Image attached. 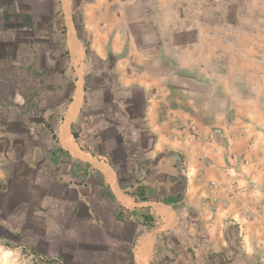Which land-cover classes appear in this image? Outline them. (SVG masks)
<instances>
[{"label":"rangeland","instance_id":"obj_1","mask_svg":"<svg viewBox=\"0 0 264 264\" xmlns=\"http://www.w3.org/2000/svg\"><path fill=\"white\" fill-rule=\"evenodd\" d=\"M64 1L0 0V137L7 139L3 144L8 160L28 159L26 171L18 176L15 164L8 165L7 190L23 188L29 196L35 191L39 196L33 209L29 203L20 213L11 208L0 212L1 264H131L132 247L121 249L115 237H130L132 232L122 233L108 223L96 196L81 199L77 191L39 177L34 169L40 166L34 156L47 158L56 148L46 127L49 111L65 107L71 94L80 101L79 87L75 94L79 82L70 70V80L62 74L68 63L65 35L55 36L50 25L55 18L60 26ZM92 1L73 0L77 18ZM96 4L101 8L88 18L105 24L96 43L119 29L116 41L130 59L128 69L118 72L125 77L134 73L139 79L146 74L166 76L173 90L170 106L177 105L181 117L198 130L214 127L207 152L191 145L188 160L179 155L155 168L144 155L154 135L142 123L154 91L129 88L130 80L117 83L109 65L90 56L93 65L83 82L87 91L81 95L83 107L73 126L80 145L105 158L129 191L134 180L149 182L147 175L141 178L144 169L155 170L150 198L169 201L184 213L157 245L151 263L264 264V0ZM81 34L87 36L83 29ZM18 202L13 196L8 199L10 206ZM77 203L80 207H75ZM101 218L107 223L104 232ZM235 224L238 234L231 227ZM68 228L78 233L77 240H62V231ZM226 230L233 251L225 240ZM224 251L234 259L225 263L215 257L210 263L212 254Z\"/></svg>","mask_w":264,"mask_h":264},{"label":"crops","instance_id":"obj_2","mask_svg":"<svg viewBox=\"0 0 264 264\" xmlns=\"http://www.w3.org/2000/svg\"><path fill=\"white\" fill-rule=\"evenodd\" d=\"M96 1L98 3V0H94L89 3V5L82 7L80 18L81 30H86L91 36L90 43L92 55L95 56L96 59L109 65V69L116 73L117 83L122 84L124 80H130L127 84L129 88L135 87L145 91H154L153 97L146 103L142 118L144 129L154 135L152 144L144 150L145 157L154 162L155 168H161L170 161L174 162L179 155L184 156L185 160H188L191 155V145L198 144L202 150L207 152V144H209L214 137V127L211 125H204L203 129L200 128L198 130L190 120L181 117V114L178 113L177 105L170 106L172 105L171 96L173 90L168 87L169 80H164V78L167 79L166 76L162 74H146V78H142V80L135 78L134 73L131 74L133 77L129 75V73H127L128 77H125L121 72H118L121 67L128 69L127 67H129L130 62V59H125V55L123 56V53H125L123 45H119L118 40L116 41V39L121 37L119 29H117L116 35H112V37L107 36L105 39V36H103L102 43H96L98 34L102 32L105 27V24H103L100 19L91 21L88 18V13L97 14L98 9L101 8V6L96 4ZM54 3V8L56 9V1H54L53 4ZM88 6L94 8H88ZM53 15H55V11ZM61 17L60 26L57 25L58 23L56 24L55 18L53 19L55 24L50 25L51 31L55 36L60 32L65 35L66 49L70 57L69 63L73 69L72 75L74 80L80 84L78 86L77 83V87L75 88V94L77 89L80 88V101L74 117L69 123L68 129L78 147V151L72 152L66 149L61 139L63 127L67 123L71 105L75 98V95L73 96L71 94L70 98L72 97V102H67L65 107L54 106L49 111L46 125H50L55 129L58 135V142H54L56 148L52 150L47 158L46 156H42V158L39 157V159L36 156L32 158V160L38 161L40 165H38V168H34L35 172L39 177L49 178L52 181L55 180L59 187H66L77 191L81 199L96 196L101 205L102 213L104 212L109 217L108 223L115 225L122 233H125L127 230L132 232L130 237H115L120 248L122 246L132 247L130 254L131 264H152L151 262L155 256L157 245L160 242L159 238L166 236L175 229L183 219L184 213L180 209L160 201H153L150 199L149 201L141 202L131 196L128 193V188H125L119 180V175L115 168L100 155L83 151L79 143L73 137V126L79 118L83 107L82 94L87 91L86 84L83 82H85L87 73L93 64L89 61L90 57L87 55L86 48L81 40V31L77 28L73 0L64 1ZM125 61L128 62L127 65H125ZM71 67H64L62 70L63 76L65 78L68 77L69 80L71 74L68 76L67 72L71 70ZM78 69H80V72L77 71ZM167 104H169V109L166 107ZM61 115H65L64 121H60ZM185 125L187 128L183 127ZM6 141L7 139L5 137H0V212L5 208H11V210L20 213L22 205L29 207L30 203V209H33L35 207H32L34 198H39V196H36L38 193L37 191H35L36 193L32 192L29 196V192L23 188L19 191H12V189L10 191L7 190V185L10 183L8 182L10 180L8 165L11 163L15 164V173L18 176L26 171V161H28V159L26 158L27 156H22L15 157L13 161L8 160L9 154L5 149V145L7 144ZM3 142L6 144H3ZM202 150L200 153H202ZM201 156H203V154ZM47 161L50 162L52 166L44 164L41 166L43 162ZM152 193H154V186L151 185L148 190L149 196H151ZM12 196L19 198V202L15 206H10L8 203V199ZM75 205V207H80L78 203ZM89 212L91 213L90 208ZM121 213L123 218L126 219V222L119 220L118 216ZM142 215L152 216L157 225V229L150 231L147 226L143 225ZM99 220L100 225H102L100 227L104 232V227L107 223L104 222L102 218ZM62 233V240L65 242L66 240H77L79 237L78 233L70 228L66 229L65 232L62 231ZM49 236L50 234L48 233L45 238L48 242L51 240ZM102 237L108 238V236ZM2 259L3 257L0 253V264Z\"/></svg>","mask_w":264,"mask_h":264},{"label":"trees","instance_id":"obj_3","mask_svg":"<svg viewBox=\"0 0 264 264\" xmlns=\"http://www.w3.org/2000/svg\"><path fill=\"white\" fill-rule=\"evenodd\" d=\"M26 19H27V23H28V25H30V20H31V17L30 16H27L26 17ZM75 20H76V22H77V28L78 29H80V31H81V27H80V18H77V16H76V13H75ZM83 31L85 32V33H87V36L86 37H82V34H80V36H81V40H82V43H83V45L85 46V48H86V53H87V55L90 57L91 55H92V51H91V43H90V35H89V33L86 31V30H84L83 29ZM65 56H66V59H67V68L68 67H71L70 66V63H69V60H70V57H69V52H68V50L66 49L65 50ZM71 74H73V69H72V67H71ZM86 90H87V88H86ZM73 101V99H72V97L68 100V102H72ZM65 120V115H61L60 116V121H64ZM46 127L48 128V130H50V132H51V134H52V137H53V139H54V142H58V135H57V133H56V131H55V129L54 128H52V126H47L46 125ZM72 135H73V137L75 138V140L79 143V135L73 130L72 131ZM79 146H80V148L83 150V151H87V150H85L84 148H83V146H81L80 145V143H79ZM87 152H89V151H87ZM116 170V169H115ZM117 171V170H116ZM117 173H118V175H119V180L121 179V175H120V173L117 171ZM153 174V175H152ZM156 175V172H155V170L154 171H150V170H148L147 171V177L146 178H148V181L149 182H147L146 184H141L138 180H134L131 184H130V186H129V189H133V191H129L128 193L131 195V196H133V197H135L137 200H139V201H141V202H146V201H149L151 198H150V196H149V194H148V190H149V187H150V182L151 181H153L151 178L153 177V176H155ZM152 176V177H151ZM158 176V175H157ZM156 176V177H157ZM157 178H161L160 176H158ZM126 188V187H125ZM160 201V200H159ZM160 202H162V203H165V204H170V202L169 201H160ZM118 218H119V220H121L122 222H126V219H124L123 218V216H122V213L121 214H119V216H118ZM142 220H143V225H145V226H147L148 227V229L150 230V231H154V230H156L157 229V225H156V223H155V220H154V218L152 217V216H149V215H142ZM232 227V230H235L236 231V233L238 234V232H239V230H238V225H236L235 224V226H231ZM228 230H230V227L229 228H227ZM228 230H226V232H225V240L227 241V243L230 245V237L228 236V234H227V231ZM165 236H162L161 238H159V241H163V238H164ZM229 249L231 250V251H233L234 250V248H233V246L232 245H230L229 246ZM226 251H224V252H222V253H219V254H212L210 257V263H212V260L211 259H213V258H215V257H217V258H219L221 261H223V262H225V263H229L230 261H232L233 259H234V256L233 257H231V259H228V257L226 256V253H225ZM165 259L166 260H169V258L167 257V256H165ZM219 260V261H220Z\"/></svg>","mask_w":264,"mask_h":264},{"label":"bare ground","instance_id":"obj_4","mask_svg":"<svg viewBox=\"0 0 264 264\" xmlns=\"http://www.w3.org/2000/svg\"><path fill=\"white\" fill-rule=\"evenodd\" d=\"M74 49V48H73ZM76 58V57H75ZM75 60V59H74ZM76 65V64H75ZM80 95V89L78 90L77 96ZM77 98L76 100L73 102V106H71L70 112H69V118L67 120V123L64 125L63 127V132L61 135V139H62V144L63 146L72 151V152H77V145L74 142V139L72 138L71 134L69 133V123L72 121V117H73V112H74V105H77ZM149 248V247H148Z\"/></svg>","mask_w":264,"mask_h":264},{"label":"built area","instance_id":"obj_5","mask_svg":"<svg viewBox=\"0 0 264 264\" xmlns=\"http://www.w3.org/2000/svg\"><path fill=\"white\" fill-rule=\"evenodd\" d=\"M147 171H148V168H146V169L143 170V172H142V174H141V178L145 179L144 176L147 175ZM141 178H140V179H141Z\"/></svg>","mask_w":264,"mask_h":264}]
</instances>
